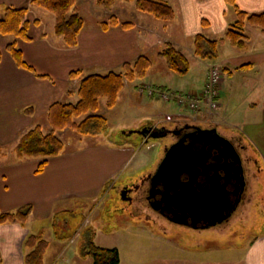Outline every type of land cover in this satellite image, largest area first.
Wrapping results in <instances>:
<instances>
[{
    "label": "crops",
    "instance_id": "0c3cea01",
    "mask_svg": "<svg viewBox=\"0 0 264 264\" xmlns=\"http://www.w3.org/2000/svg\"><path fill=\"white\" fill-rule=\"evenodd\" d=\"M30 1L0 0V18L7 7H29ZM158 1L165 2L173 8L175 17L172 20L163 22L155 17L156 20H152L144 16L146 13L140 15L134 12L137 21L132 22L135 27L128 32L118 28L105 32L98 27L85 26L79 46L76 48L68 47L64 40L55 34V20L43 15L45 12L41 10L44 9L29 7V18L31 19L32 15L41 22L40 26L31 29L34 38L32 42L0 35L2 51L0 148L12 150L21 136L36 125H41L43 128L47 126L49 130L47 120L49 108L56 102L78 100L76 95L67 96L69 91L78 87V80L70 78L71 72L81 70L86 76L89 73L105 74L108 71H118L123 62L135 60L156 46H158L157 50H161L167 43L173 44L182 53L185 46L190 55L197 58L194 55L193 45L195 37L203 34L210 39H222L231 24L226 18L227 0ZM236 2L240 9L248 13L264 12V0H236ZM38 15L43 17H36ZM209 21L213 26L205 28L206 25H211ZM252 27L249 28L250 40L245 49L237 48L238 51L231 57L217 62L218 57L213 64L217 62L224 69L225 76L220 83V92L226 80H231L237 73H243L248 80L264 81V33ZM216 36L222 37L216 38ZM15 41L23 53L24 60L33 71L19 67L7 52V45ZM226 42L223 44L225 45ZM247 65L250 66L248 69H240ZM162 66L164 67L162 71L168 74L169 69L166 70L165 64ZM154 70L155 66L151 68L144 82L152 81L155 86L163 87L165 90L183 92L165 86L164 82L159 81L160 77H154ZM169 78L172 79V76ZM206 78L196 89L187 92L200 94L206 84ZM139 82L132 83L134 85L126 91L123 90L121 95L129 98L131 102L136 101L138 97H144L138 93V86L142 81ZM222 101L220 94L218 112L222 108ZM144 103L141 105L151 108V102ZM104 107L105 103L101 102V113ZM246 109L240 132L249 146L248 153L253 154L251 147L258 153L256 159L264 171V101L249 104ZM155 110L156 106H153L146 116L150 124L148 126H152L151 122L160 119ZM218 112L216 117L220 116ZM181 120V118L175 119L174 123L179 124ZM216 121L217 119L215 123ZM131 140L133 139L114 145L97 143L88 150L65 151L60 156L49 158L41 174L36 173L42 160L40 158H17L11 154L1 157L0 209L4 212H15L27 205L33 207L32 214L25 224L0 225L2 264H26L25 256L30 250L25 247V240L31 234L41 235L49 243L44 264H81L82 259L87 258L82 256V252H75L74 263L71 259L69 246L73 242L70 237L72 224L66 220L61 233L57 234L59 226L56 217L57 208L65 206L68 200L74 198L86 200L90 196L100 194L105 182L122 170L125 163L132 165L141 158L142 151L136 152ZM162 157L163 154L160 160ZM245 249L248 250V264H264V234L249 243Z\"/></svg>",
    "mask_w": 264,
    "mask_h": 264
},
{
    "label": "rangeland",
    "instance_id": "374dc122",
    "mask_svg": "<svg viewBox=\"0 0 264 264\" xmlns=\"http://www.w3.org/2000/svg\"><path fill=\"white\" fill-rule=\"evenodd\" d=\"M226 3L227 21L233 23L237 19L234 6L229 2ZM76 8L83 16L86 28L93 26L100 28V23L107 21L111 16H117L121 22L135 23L137 19L134 18V12L140 15L145 14L137 10L135 1L128 0H116L109 8L100 5L98 0H78ZM41 12H45L46 14L43 13V15L50 16L48 18L55 20L52 13L44 10ZM43 15L36 17H43ZM144 16L156 20L152 15L145 14ZM29 20L33 23L36 19L31 15ZM210 24L206 25L205 28H211L213 23L210 22ZM46 26L48 27L47 24ZM250 27L252 26L247 25V35L250 33ZM117 28L127 32L131 30ZM252 28L260 31L259 28ZM80 36L76 47L79 46ZM218 37L222 36H216V38ZM157 47L142 55L148 56L152 60L153 66H155L154 77H160L159 81L164 82L168 88L171 87V90H179L185 93L194 90L203 83L208 72L203 90L200 94L193 95L196 98H199L204 92L212 70L219 72L217 84L219 89L225 73L217 62L231 57L233 53L238 51L227 41L225 45L220 47L219 61L213 65L215 61L194 58L184 46L182 51L189 58L190 70L186 75H177L168 68L166 61L158 55L162 49L157 50ZM139 57L132 61L123 62L118 71L115 72H121L124 64L134 63ZM162 64H165L166 70H170H168V74L162 71L164 69ZM109 72L111 71L105 74ZM98 73L101 72L89 73L88 75ZM169 76H172V79ZM245 76L243 73H237L231 80H226L222 92L218 93V102L220 101V94L223 100L219 112L220 105L215 114L204 112V114L199 113V116H196L189 105L181 106L172 100L166 102L159 96H157L159 99H156L143 95L140 91L145 87L143 84L155 85L152 81L144 82L143 80L147 77L142 80L127 82L124 91L132 87L134 85L132 83L142 81L138 86V93L144 97H138L136 101L131 102L129 98L120 94L115 109H108L106 101L102 100L105 107L102 109L104 113H100L108 120L107 132L94 137H85L70 129L58 133L65 143V151L88 150L97 143L114 145L133 139L131 141L135 151L143 152H141V158L134 161V164L125 163L121 168L122 170L108 179L100 194L90 196L86 200L74 198L68 200L65 206L57 208L56 217L59 220L57 234L61 233L66 220L72 224L73 230L70 237L73 242L69 247L71 248L73 263L76 261L74 259L75 252H82V248L87 242L93 240L101 247L117 248L121 257L120 264H248L246 246L264 234V171L256 159L258 153L251 146L254 151H252L253 154L255 153L252 154L255 161L252 159L251 163L248 164L250 170L248 174L251 176L248 179L247 196L239 210L225 224L205 229L183 227L181 224L170 223L166 219L156 217L152 209L143 205L146 202L144 198L140 199L142 195L140 190L148 178V174L156 169L162 154L164 157L163 145L166 142L170 144L175 141L174 129L176 124L174 121L178 119L177 116L182 119L180 123L197 122L202 126L216 125L217 123V128L221 133L232 139L241 138L245 142L240 132L241 121L244 120L245 116L244 112L249 104L264 101V81L255 82L252 79H245ZM141 85L143 86L140 87ZM144 102H151V108L156 106L155 113L158 112L157 117H160L159 120L151 122L152 126H148L150 124L146 120L151 108L141 105L145 104ZM217 112L220 114L219 117H216ZM48 126L49 130H47V126L43 128L45 133L51 130L50 125ZM158 127L160 129L155 130ZM166 129L169 130L167 135H154L161 134ZM0 150L3 152L2 157L9 154L16 156L15 148L12 150L0 148ZM145 186L147 185L145 184ZM68 229L67 232L70 231ZM91 262L92 257H87L82 259L81 264H91Z\"/></svg>",
    "mask_w": 264,
    "mask_h": 264
},
{
    "label": "trees",
    "instance_id": "16d2710c",
    "mask_svg": "<svg viewBox=\"0 0 264 264\" xmlns=\"http://www.w3.org/2000/svg\"><path fill=\"white\" fill-rule=\"evenodd\" d=\"M78 0H31L30 6L44 9L55 17L54 31L61 37L65 44L74 48L78 45L79 36L85 28V20L78 12ZM100 5L111 7L116 0H98ZM135 1L136 8L142 13L152 15L158 20L169 21L175 17L173 8L158 0H128ZM203 1V0H201ZM234 6L237 19L231 23L224 38L210 39L199 34L194 39V55L202 60L216 61L219 57L221 45L228 41L233 47L245 49L250 40L246 33V26L259 28L264 33V12L248 13L239 8L236 0H227ZM29 6V7H30ZM29 7H7L0 18V35L11 36L17 40L32 42L34 40L31 29L40 26V20H29ZM132 22H121L117 16H111L107 21L100 23L103 31L113 28L133 29ZM7 52L13 57L19 67L33 71L23 58L22 51L16 41L9 43ZM166 61L168 68L178 74L185 75L190 70L189 58L178 50L173 44L167 43L158 54ZM2 51L0 49V61ZM152 60L145 55L140 56L134 63H126L121 72L111 71L108 74L83 75L82 71H73L71 80H79L76 90L69 91L67 96L76 95V102H56L48 111L47 120L51 127L45 133L41 125L24 133L15 147L18 158L42 159L36 170L37 174L43 173L49 158L60 156L65 151V143L58 133L70 129L85 137H94L107 132L108 120L100 113L102 100L106 107L113 109L118 102L121 92L127 82L145 79L152 68ZM243 66L240 69H248ZM81 119V120H79ZM78 120V121H77ZM3 152L0 150V158ZM32 212L30 205L24 206L15 212H4L0 209V225L7 223L25 224ZM25 247L30 251L25 256L26 264H44L49 243L41 235L31 234L25 240ZM82 256L92 257L93 264H120L121 257L117 248H106L89 240L82 248ZM3 260L0 254V264Z\"/></svg>",
    "mask_w": 264,
    "mask_h": 264
},
{
    "label": "water",
    "instance_id": "95a60500",
    "mask_svg": "<svg viewBox=\"0 0 264 264\" xmlns=\"http://www.w3.org/2000/svg\"><path fill=\"white\" fill-rule=\"evenodd\" d=\"M196 134L166 150L151 175V193L159 194L156 209L171 222L205 229L232 216L246 181L241 155L229 139L217 128Z\"/></svg>",
    "mask_w": 264,
    "mask_h": 264
},
{
    "label": "flooded vegetation",
    "instance_id": "af4514ba",
    "mask_svg": "<svg viewBox=\"0 0 264 264\" xmlns=\"http://www.w3.org/2000/svg\"><path fill=\"white\" fill-rule=\"evenodd\" d=\"M204 126V125H203ZM202 125L200 124H197V123H189V122H184V123H180L179 125L176 126V128L174 129V132H175V141H172L170 144H168L167 142L163 145L164 146V149H165V152L166 150L174 145L175 143H178L180 140L182 139H186V140H189V135L191 134H199L201 130H210V129H214L215 126L214 125H210V126H204L203 127ZM169 132L168 129L166 130H163L162 133L160 134L161 136H164V135H167ZM157 133V132H156ZM220 135H222L223 137L227 138L228 136L226 134H223L219 131ZM159 134H154L155 136H159ZM196 134V135H197ZM160 136V137H161ZM229 140L232 142V144L236 147L237 151L239 152V154L241 155V159H242V165H243V171H244V176H245V181H246V186H245V189H244V192L241 196V202L239 203V205L237 206V209L233 212L232 216L239 210L240 206L243 204L244 200L246 199V196H247V186H248V179H250V174H248V172L250 171L249 170V167H248V164L249 162L251 163L252 159L254 160L252 154L248 153V145L241 139V138H230L229 137ZM216 151H212L211 150V153H212V157H210V159H214V156H216L215 154ZM251 155V156H250ZM164 156H165V153H164ZM164 157H162V160H163ZM212 161V160H211ZM255 161V160H254ZM160 163V162H159ZM159 165V164H158ZM156 171V169L153 171V172H150L148 174V180L146 179V181L144 182V185L143 187H141V190H140V187H139V190L141 191L142 195L140 196V199H143L144 198V201H146L143 205H147L150 209H152V212H155L156 214V217H159L161 219H166L168 222L170 223H173L171 222L168 218L165 217L164 214H162L160 212V209H156L158 205V200L160 199V196L159 194L156 195V192H154L153 194L151 193V175ZM148 181V182H147ZM148 183V184H147ZM145 184L147 186H145ZM234 190V188H230V191ZM143 194H144V197H143ZM155 194V195H154ZM231 216V217H232ZM230 219V218H229ZM227 219L225 222H223L222 224H225L226 222H228ZM221 225V224H220ZM183 227H189V228H192L190 226H187V225H182ZM218 226V225H217Z\"/></svg>",
    "mask_w": 264,
    "mask_h": 264
},
{
    "label": "built area",
    "instance_id": "2783aa9c",
    "mask_svg": "<svg viewBox=\"0 0 264 264\" xmlns=\"http://www.w3.org/2000/svg\"><path fill=\"white\" fill-rule=\"evenodd\" d=\"M219 81L218 70H212L209 75V82L204 90V92L196 98L191 94L183 93H168L165 91H160V97L165 101L174 100L179 105H189L193 111L210 112L211 114L218 108V93L219 89L217 87ZM142 93L147 92L150 96L156 93V90L151 86H145L140 90ZM195 97V98H194Z\"/></svg>",
    "mask_w": 264,
    "mask_h": 264
}]
</instances>
